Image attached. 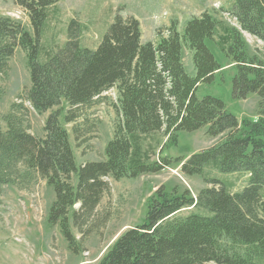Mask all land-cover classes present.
Masks as SVG:
<instances>
[{
    "label": "trees",
    "instance_id": "1",
    "mask_svg": "<svg viewBox=\"0 0 264 264\" xmlns=\"http://www.w3.org/2000/svg\"><path fill=\"white\" fill-rule=\"evenodd\" d=\"M14 2L27 13L33 35L0 16V77L21 48L31 79L26 102L36 112L47 113L65 102L69 110L64 123L73 125L80 148L89 133L79 126L83 110L114 89L120 97L106 159L81 166L61 123L63 109L48 117L45 138L39 139L26 127L28 109L14 104L3 119L6 131L0 132V188L35 178L45 181L55 192L48 224L59 226L69 249L80 254L73 230L85 238L107 223V216L99 219L98 208L110 191L108 179H135L180 166L184 176H201L220 187L204 189L197 198L188 190L180 194L161 187L147 202L146 222L124 232L98 264H264V62L248 56L244 38L246 33L264 44V0H236L229 15L238 27L205 12L190 20L183 34L173 22L157 43H142L137 19L117 16L95 51L81 46L82 26L73 20L66 44L45 62L40 60L41 42L50 9L59 0ZM207 41L214 42L236 69L233 98L259 97L257 121H238L218 98H197L198 88L212 83L222 69ZM184 49L194 54L195 77L185 70ZM204 127L209 137L225 139L186 161L163 156L152 161L143 148V137L163 134L166 148L178 145L180 132ZM209 168L247 174L248 185L232 194L205 177ZM188 209L198 212L179 216Z\"/></svg>",
    "mask_w": 264,
    "mask_h": 264
},
{
    "label": "rangeland",
    "instance_id": "2",
    "mask_svg": "<svg viewBox=\"0 0 264 264\" xmlns=\"http://www.w3.org/2000/svg\"><path fill=\"white\" fill-rule=\"evenodd\" d=\"M236 0H59L50 9L49 19L43 34L41 61L62 48L68 40L71 21L82 26L80 43L83 48L95 51L117 16L126 19L134 17L140 22L142 42L157 43L159 37L166 36L173 22L179 24L183 34L192 18H200L205 12L222 23L235 25L229 11ZM0 16L18 22L33 35L29 17L14 0H0ZM248 44L249 57L258 56L264 62V44L254 37L244 34ZM207 46L221 66L210 84L198 88L197 98L214 97L222 100L226 110L238 121H257L260 118V99L252 94L246 100H235L232 95V81L236 69L231 61L212 41ZM194 54L184 49L183 63L188 75L195 77ZM31 89L30 71L26 53L18 48L9 62L7 73L0 77V132L6 131L4 117L14 104L22 103L28 109L26 127L39 139L45 138L44 127L48 117L63 109L61 123L70 134L76 162L81 166L89 162L106 159L105 149L113 139L118 116L115 107L119 101L117 89L106 93L100 102L84 109L83 122H79L85 134L86 143L78 147L72 133L73 125L64 123V115L69 110L64 102L60 108L40 114L26 102ZM208 127L188 133L180 132L178 145H168L163 134L143 137V148L150 152L152 161L159 156L186 161L190 156L206 151L220 144L226 137L212 138L207 135ZM206 178L216 180L232 194L241 192L249 181L247 174H221L209 168ZM74 178L73 182L75 183ZM110 191L103 198L99 208V219L108 221L96 232L82 238L73 230L81 244V253L74 254L61 234L59 226L48 224V214L55 201L53 188L40 178L25 184L0 188V264H98L114 242L127 230L146 222L147 202L155 192L164 187L167 191L183 193L190 191L195 198L204 189L219 188L207 184L201 176L186 177L180 166L167 168L158 174H146L135 179L115 181L108 179ZM264 201V190L262 193ZM78 208V207H77ZM197 210H184L179 216L186 217Z\"/></svg>",
    "mask_w": 264,
    "mask_h": 264
},
{
    "label": "bare ground",
    "instance_id": "3",
    "mask_svg": "<svg viewBox=\"0 0 264 264\" xmlns=\"http://www.w3.org/2000/svg\"><path fill=\"white\" fill-rule=\"evenodd\" d=\"M80 128V127H79Z\"/></svg>",
    "mask_w": 264,
    "mask_h": 264
}]
</instances>
